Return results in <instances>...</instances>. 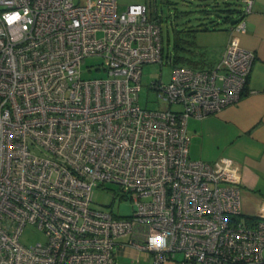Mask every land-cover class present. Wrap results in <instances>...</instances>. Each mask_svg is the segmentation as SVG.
Masks as SVG:
<instances>
[{
  "label": "built area",
  "instance_id": "2783aa9c",
  "mask_svg": "<svg viewBox=\"0 0 264 264\" xmlns=\"http://www.w3.org/2000/svg\"><path fill=\"white\" fill-rule=\"evenodd\" d=\"M88 56L105 77L82 78ZM254 58L231 36L212 67L152 81L149 109L142 67L163 47L145 2L0 0V264H114L117 245L150 264H264V201L243 213L240 166L191 159L186 128L240 99ZM105 183L131 214L92 208ZM27 225L44 240L22 243Z\"/></svg>",
  "mask_w": 264,
  "mask_h": 264
},
{
  "label": "crops",
  "instance_id": "0c3cea01",
  "mask_svg": "<svg viewBox=\"0 0 264 264\" xmlns=\"http://www.w3.org/2000/svg\"><path fill=\"white\" fill-rule=\"evenodd\" d=\"M240 2L242 5V0ZM232 25L231 22L224 32L219 33L223 34V40L216 44L213 60L204 62L197 56H190L191 64L183 66L212 67L220 59L229 38L235 36L241 46L255 53L242 95L237 102L215 114L190 117L186 128L191 159L215 161L229 158L240 166L242 211L251 215L264 201V0H252L251 11L245 15L243 32L231 31ZM142 255L132 246L117 245L114 264H120L121 258H130L135 264L140 262ZM146 258L149 259L146 263L150 264V258Z\"/></svg>",
  "mask_w": 264,
  "mask_h": 264
},
{
  "label": "rangeland",
  "instance_id": "374dc122",
  "mask_svg": "<svg viewBox=\"0 0 264 264\" xmlns=\"http://www.w3.org/2000/svg\"><path fill=\"white\" fill-rule=\"evenodd\" d=\"M145 2L150 8L154 17H159L163 47V65L159 63H147L142 67L141 89L138 94L139 104L143 107L153 109L157 106L156 94L149 89L152 81L162 80L168 82L171 72L175 66L187 65L185 62L171 63L167 58L174 56H197L204 62L213 60L216 56V44L223 40V34L231 22L237 16V10L241 8L240 0H217L216 6H205L196 0H117L118 11L126 9L131 3ZM205 7V10H201ZM219 14V15H218ZM204 26L210 29H204ZM196 29L188 35V30ZM179 37V44L183 47L175 46V38ZM187 42H186V41ZM189 41H194L195 45H189ZM191 51V52H190ZM194 52L193 55L191 53ZM101 62L99 57L88 56L81 63V76L85 79L105 77L104 70L95 69L94 66ZM90 65V70L88 66ZM161 109L168 108L164 102L159 104ZM177 109V106H171ZM117 187L111 183L104 186H96L93 190L92 208L112 211L115 214L124 216L132 213L133 201L127 198H120L116 194ZM250 212V211H247ZM252 213V212H250ZM126 239V238H124ZM44 235L36 227L27 225L20 241L26 245H32L36 241H43ZM142 255V254H141ZM177 256H181L180 253ZM149 261L145 256L140 262L135 264H147ZM120 264H133L130 258H121Z\"/></svg>",
  "mask_w": 264,
  "mask_h": 264
},
{
  "label": "trees",
  "instance_id": "16d2710c",
  "mask_svg": "<svg viewBox=\"0 0 264 264\" xmlns=\"http://www.w3.org/2000/svg\"><path fill=\"white\" fill-rule=\"evenodd\" d=\"M196 1H198L199 2V4H201V6L202 5H205V6H216V5H218V2H217V0H214V1H206V0H196ZM150 2H151V0H150ZM201 10H205V7H202V9ZM219 15V14H218ZM242 17V9L240 8V9H238L237 10V16H236V18L232 21V24H235L238 20H239V17ZM204 29H210V27H208V26H204L203 27ZM196 29H191V27L189 28V30L187 31L188 32V35L189 34H192V33H189V32H194ZM179 37H177L176 36V38H175V46L176 47H181V48H183L180 44H179ZM186 41V40H185ZM187 42V41H186ZM188 44L189 45H195V42L194 41H189L188 42ZM185 62L186 64H191V62H192V60H191V57L190 56H174V58L172 59V62L173 63H178V62Z\"/></svg>",
  "mask_w": 264,
  "mask_h": 264
}]
</instances>
